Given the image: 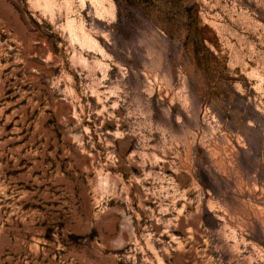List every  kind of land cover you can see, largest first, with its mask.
Returning a JSON list of instances; mask_svg holds the SVG:
<instances>
[{
	"label": "rangeland",
	"instance_id": "rangeland-1",
	"mask_svg": "<svg viewBox=\"0 0 264 264\" xmlns=\"http://www.w3.org/2000/svg\"><path fill=\"white\" fill-rule=\"evenodd\" d=\"M0 264H264V0H0Z\"/></svg>",
	"mask_w": 264,
	"mask_h": 264
}]
</instances>
